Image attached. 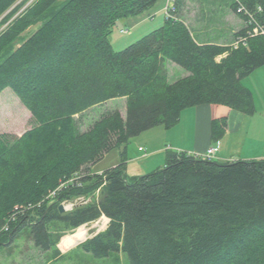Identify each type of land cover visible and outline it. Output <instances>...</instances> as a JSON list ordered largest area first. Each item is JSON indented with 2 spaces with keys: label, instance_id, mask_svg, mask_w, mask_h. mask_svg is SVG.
<instances>
[{
  "label": "trees",
  "instance_id": "obj_1",
  "mask_svg": "<svg viewBox=\"0 0 264 264\" xmlns=\"http://www.w3.org/2000/svg\"><path fill=\"white\" fill-rule=\"evenodd\" d=\"M157 1L34 0L20 11L26 0H0V93L12 88L33 118L22 135L0 132V249L29 226L35 245L49 250L52 225L69 231L106 216V229L80 243L98 258L123 252L131 264H264V157L220 161L170 150L149 173L126 171L129 140L176 125L186 108L217 109L216 144L229 110L256 111L242 79L264 66V0L233 1L244 26L232 44L199 42L173 14L115 50L116 21ZM165 60L187 74L170 82ZM118 97L126 98L125 116L114 110L79 129L77 114ZM115 148L119 164L90 170ZM97 189L99 197L59 211Z\"/></svg>",
  "mask_w": 264,
  "mask_h": 264
},
{
  "label": "rangeland",
  "instance_id": "obj_2",
  "mask_svg": "<svg viewBox=\"0 0 264 264\" xmlns=\"http://www.w3.org/2000/svg\"><path fill=\"white\" fill-rule=\"evenodd\" d=\"M33 1L34 0H26L25 5H23L20 11L29 6ZM230 2L231 0H171V7H173L172 14H175V18H179L183 22H186L195 36L200 39L204 37L208 30L211 32L214 28L215 31L222 32L226 35V38L230 39L232 28H235L234 26H237L238 24V21L230 14L228 8ZM166 4L167 0H158L153 6L140 13L118 19L110 34L113 48L115 50H120L132 41H136L152 29L163 24L165 20L164 9ZM175 10L177 13L174 12ZM41 23L42 21L31 25L22 33L20 40L27 39L38 29ZM5 25L0 26V31L5 28ZM231 42L234 43V40H231ZM165 65L169 73L168 80L170 82L187 74V71L183 67L171 60H165ZM242 83L244 86L252 90L256 111L253 114H250L254 120V123L250 128V136L252 140L248 141L246 145L244 144V147L238 152V154H242V152L245 153L244 155H253L256 153L264 154V66L258 67L250 75L244 77ZM114 110H120L123 116L126 115L125 97H118L97 104L82 113L77 114L75 119L79 129L84 130L97 118ZM32 126L33 118L29 109L12 88H5L0 93V132L22 135ZM175 126L176 125L173 127ZM153 128L154 129L151 128L145 130L129 140L126 164L128 177L149 173L162 165L155 159V163L157 164H155L151 170L147 172L140 171V168L145 164V159H143L144 155L150 152V148L146 146L147 144L145 142L147 136L156 132V130H160L157 128L161 127ZM177 131L178 129L171 131V135L175 139L180 136ZM164 132L165 130L162 129V134ZM162 134L161 137L154 138L155 142L163 141ZM156 135L157 134L154 136ZM180 143L183 145L185 144V142ZM139 145H142L146 151L140 152L138 150ZM252 157L254 156H249L248 158H244L243 156L241 158L252 159ZM121 160V151L120 149L115 148L106 153L97 162L87 166L90 170L99 173L105 169L116 166ZM99 194L100 190L97 189L94 193L87 196L83 195L70 199L65 205L68 207V210H72L77 206L84 204L85 202L82 201L83 199H90L89 201H91L93 196V198H97L99 197ZM102 218L103 216L96 221H103ZM108 222L109 221L106 222L105 227L102 229L99 227H92L88 232L87 238L95 233L105 230ZM91 223L92 222H89L84 225L90 226ZM84 225L69 231L62 229V225H52L51 233L54 242L49 250H43L36 246L30 227L25 226L13 241H10V243L4 245V247L0 249V264H131L127 254L123 252H113L108 257L98 258L92 253L82 249L80 244H77L72 236Z\"/></svg>",
  "mask_w": 264,
  "mask_h": 264
},
{
  "label": "crops",
  "instance_id": "obj_3",
  "mask_svg": "<svg viewBox=\"0 0 264 264\" xmlns=\"http://www.w3.org/2000/svg\"><path fill=\"white\" fill-rule=\"evenodd\" d=\"M234 0L229 3V11L233 18L238 21L237 26L231 30V38H226V35L222 32L215 31V28L209 32L205 33L202 39L197 38L201 43L214 42L219 44H232L231 40H234L233 34L244 26L243 20L233 11L231 5ZM189 27V25L185 22ZM190 28V27H189ZM192 31V30H191ZM214 33V34H213ZM220 56L219 58H221ZM218 58V59H219ZM217 109L214 108L212 104H199L186 108L182 111L180 120L175 127L166 128L163 125H158L155 127H161L165 130L162 134V129L156 130L152 134H149L146 139V146L150 148V152L146 153L143 157L145 159V164L140 168L141 172H147L155 166V159L158 160L159 164L163 166L166 163L167 153L170 150L174 151H187L191 154L202 156L206 150L211 147L218 145L220 149L216 155V159L220 161L242 159L241 157L248 158L249 156H254L252 158H263V153H256L253 155H244L245 153L238 154L241 149L246 145L248 141H251L250 128L252 127L254 120L250 114L231 109L228 111V128L225 135L222 137L220 142L216 144L215 140L212 138L211 126L214 114ZM154 129V128H152ZM178 129L180 136L175 139L171 135V131ZM157 134L156 136H154ZM163 136V141L155 142L154 138ZM185 139V140H184ZM180 142H185L183 145ZM142 148V149H141ZM138 150L140 152H145L146 150L139 145ZM157 157V158H154ZM91 167V166H90ZM92 169V168H91ZM92 171V170H91ZM104 171V170H103Z\"/></svg>",
  "mask_w": 264,
  "mask_h": 264
},
{
  "label": "bare ground",
  "instance_id": "obj_4",
  "mask_svg": "<svg viewBox=\"0 0 264 264\" xmlns=\"http://www.w3.org/2000/svg\"><path fill=\"white\" fill-rule=\"evenodd\" d=\"M103 221H94L91 223L90 226L84 225L83 227L79 228L74 235L72 236L76 243L85 240L88 237V232L91 230L92 227H99L100 229L105 227L106 222L109 220L106 216H103Z\"/></svg>",
  "mask_w": 264,
  "mask_h": 264
},
{
  "label": "built area",
  "instance_id": "obj_5",
  "mask_svg": "<svg viewBox=\"0 0 264 264\" xmlns=\"http://www.w3.org/2000/svg\"><path fill=\"white\" fill-rule=\"evenodd\" d=\"M172 10H173V7H171V0H167V4H166V7L164 9V13L166 16H173L172 14ZM175 17V16H173ZM122 31H125V30H122ZM142 149V148H141ZM219 151V146L218 145H215V146H211L209 147L206 152L202 155L203 158H208V159H215L216 158V155ZM81 185V183L79 184ZM99 190V189H98ZM53 194H56V191L53 192ZM90 199H83L82 201L83 202H87L89 201ZM62 203H64V205L67 203V201H63ZM66 206V205H65ZM67 210H68V207H66Z\"/></svg>",
  "mask_w": 264,
  "mask_h": 264
},
{
  "label": "water",
  "instance_id": "obj_6",
  "mask_svg": "<svg viewBox=\"0 0 264 264\" xmlns=\"http://www.w3.org/2000/svg\"><path fill=\"white\" fill-rule=\"evenodd\" d=\"M59 211L60 212H65V211H67V208H66V206L64 205V203H60L59 204ZM109 219V218H108ZM110 220V219H109ZM108 220V221H109ZM95 220H93V221H91V222H94ZM83 241H85V240H82V241H80V242H78L77 244H80V243H82Z\"/></svg>",
  "mask_w": 264,
  "mask_h": 264
}]
</instances>
